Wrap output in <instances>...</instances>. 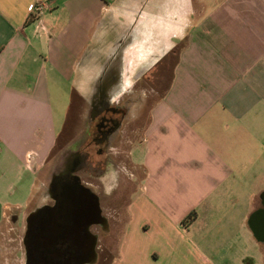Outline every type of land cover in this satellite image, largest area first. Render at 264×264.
I'll list each match as a JSON object with an SVG mask.
<instances>
[{
	"label": "crops",
	"instance_id": "obj_1",
	"mask_svg": "<svg viewBox=\"0 0 264 264\" xmlns=\"http://www.w3.org/2000/svg\"><path fill=\"white\" fill-rule=\"evenodd\" d=\"M39 1L50 9L33 12ZM134 1L0 0V257L10 242L21 259L18 222L54 148L58 106L121 12L133 16L126 31L135 36V20L174 14L147 17L163 46L152 63L180 47L138 149L127 155L137 194L116 216L123 227L108 264H214L194 240V226L215 205L217 190L245 178L255 183L264 171V0H175L155 8L153 0ZM137 51L115 62L147 55ZM257 190L248 197L260 198ZM249 216L243 220L251 230Z\"/></svg>",
	"mask_w": 264,
	"mask_h": 264
},
{
	"label": "rangeland",
	"instance_id": "obj_2",
	"mask_svg": "<svg viewBox=\"0 0 264 264\" xmlns=\"http://www.w3.org/2000/svg\"><path fill=\"white\" fill-rule=\"evenodd\" d=\"M139 1L135 0L131 5H139ZM156 2L158 4L165 2L164 5L172 6L175 0H153L150 3L153 6L152 8H155ZM194 4H196L195 1ZM168 15L155 13L147 14V17L150 16L152 19L153 17L161 16L164 18ZM119 16L121 22L114 26L112 32H109L108 28L104 29L100 39L95 40V45L90 47L85 63L86 74L83 75L84 72L78 74L79 76L74 82L75 88L72 96L71 94L68 95V98L64 99V104L58 106L56 122L59 127V133L45 167L38 174L39 181L37 186L40 185V180L47 182L50 173L57 166L63 164L65 152L69 147L85 149L81 144L85 138L84 129L87 124V120H85L87 112L85 100L93 89L94 81H96L99 74L98 71H101L104 61L110 57L111 50L116 45V40H122L124 44L122 50H125L124 57L122 53V60L124 58L125 61V59L130 57L127 51L132 50L133 47L134 51L141 50L143 53L140 54H147L146 56L132 57L131 63L122 62L119 67L123 83L127 86H132L131 93L127 97L124 96L122 100L132 97L131 100H134L137 105L131 111L134 115L123 124L119 137L108 150V154L111 155L112 159L107 170L93 181L94 184L102 183L106 189L111 190L108 193V202H104L103 205L106 209L115 207L119 214V219H121L125 214L127 199L131 197L135 188L130 177L133 169L129 166L127 155L130 149H133V153L136 152V148L138 149L136 140L141 137L150 107L162 96L169 84L172 67L180 45L172 47V49H166L167 54L159 62L152 63L155 59L152 58V54L155 52L156 54L161 53L162 51L160 50L163 48L159 44L161 37L159 40L157 38L159 29H152L149 26L151 20L149 21L147 17L140 22L135 20V25L132 26L136 29V34H138L135 36L133 32L130 34V31L129 33L126 31L128 25L133 21V16L123 12ZM169 16L174 17V14ZM116 36L117 38L115 39ZM160 42L162 43V40ZM139 43H142L143 47ZM128 63L132 66L130 71H126V64ZM133 143L134 145L132 146ZM86 149L93 151L95 147L91 144ZM135 174L137 172H134ZM251 181V179L245 178L242 183L236 184L237 187L235 189L233 186L217 190L216 196H218L215 205L209 206V209L204 212V215L200 216L196 226H194V240L201 247L206 248L205 250H208L209 255L207 256L213 260L214 264H264V242L255 238L245 224V220H243V216L247 214L248 218V215L260 206L259 198H249L248 195L250 192H256L254 195L256 196L258 188L264 191V171L255 180V183ZM254 184H256V188ZM134 194H137V190ZM38 197L39 193L35 188L32 199H37ZM119 219L114 218L109 221L110 234L104 240L111 253V258L117 248V239L120 237V231L123 227ZM21 222L22 217H20L18 225L21 226ZM9 243L1 248L2 257L0 258L6 261L7 264H18L21 259L14 255L12 252L13 247Z\"/></svg>",
	"mask_w": 264,
	"mask_h": 264
},
{
	"label": "flooded vegetation",
	"instance_id": "obj_3",
	"mask_svg": "<svg viewBox=\"0 0 264 264\" xmlns=\"http://www.w3.org/2000/svg\"><path fill=\"white\" fill-rule=\"evenodd\" d=\"M123 46L118 40L85 100L87 124L81 142L85 149L69 147L63 164L36 188L39 197L32 199L22 221L21 264H108L111 260L104 240L110 234L109 221L118 212L103 205L111 190L93 181L107 170L112 159L108 150L137 105L132 97L122 100L132 89L121 80V62H115ZM91 144L93 151L86 149ZM259 200L256 209L264 207V192Z\"/></svg>",
	"mask_w": 264,
	"mask_h": 264
},
{
	"label": "water",
	"instance_id": "obj_4",
	"mask_svg": "<svg viewBox=\"0 0 264 264\" xmlns=\"http://www.w3.org/2000/svg\"><path fill=\"white\" fill-rule=\"evenodd\" d=\"M248 222L255 238L264 242V207L254 210Z\"/></svg>",
	"mask_w": 264,
	"mask_h": 264
},
{
	"label": "built area",
	"instance_id": "obj_5",
	"mask_svg": "<svg viewBox=\"0 0 264 264\" xmlns=\"http://www.w3.org/2000/svg\"><path fill=\"white\" fill-rule=\"evenodd\" d=\"M50 4L48 1H39L36 3V5L33 8V12L37 13L44 9H50Z\"/></svg>",
	"mask_w": 264,
	"mask_h": 264
},
{
	"label": "trees",
	"instance_id": "obj_6",
	"mask_svg": "<svg viewBox=\"0 0 264 264\" xmlns=\"http://www.w3.org/2000/svg\"><path fill=\"white\" fill-rule=\"evenodd\" d=\"M194 214V213H193ZM193 214L191 215V216H189L188 218H185V220L183 221V222H185V221H189V220H191L193 217Z\"/></svg>",
	"mask_w": 264,
	"mask_h": 264
}]
</instances>
